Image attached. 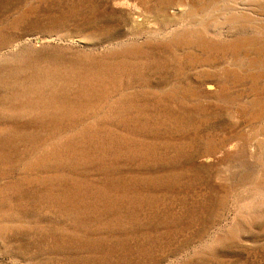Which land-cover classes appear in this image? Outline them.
I'll return each instance as SVG.
<instances>
[{
	"label": "rangeland",
	"instance_id": "1",
	"mask_svg": "<svg viewBox=\"0 0 264 264\" xmlns=\"http://www.w3.org/2000/svg\"><path fill=\"white\" fill-rule=\"evenodd\" d=\"M0 264H264V0H0Z\"/></svg>",
	"mask_w": 264,
	"mask_h": 264
}]
</instances>
